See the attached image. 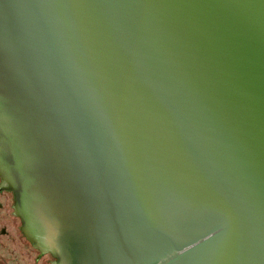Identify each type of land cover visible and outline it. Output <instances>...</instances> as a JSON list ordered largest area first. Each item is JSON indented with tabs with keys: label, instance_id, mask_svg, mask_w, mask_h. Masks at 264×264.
Here are the masks:
<instances>
[{
	"label": "water",
	"instance_id": "1",
	"mask_svg": "<svg viewBox=\"0 0 264 264\" xmlns=\"http://www.w3.org/2000/svg\"><path fill=\"white\" fill-rule=\"evenodd\" d=\"M0 195L38 264H264V0H0Z\"/></svg>",
	"mask_w": 264,
	"mask_h": 264
},
{
	"label": "rangeland",
	"instance_id": "2",
	"mask_svg": "<svg viewBox=\"0 0 264 264\" xmlns=\"http://www.w3.org/2000/svg\"><path fill=\"white\" fill-rule=\"evenodd\" d=\"M0 264H38L1 195Z\"/></svg>",
	"mask_w": 264,
	"mask_h": 264
},
{
	"label": "flooded vegetation",
	"instance_id": "3",
	"mask_svg": "<svg viewBox=\"0 0 264 264\" xmlns=\"http://www.w3.org/2000/svg\"><path fill=\"white\" fill-rule=\"evenodd\" d=\"M3 232H5V229H2Z\"/></svg>",
	"mask_w": 264,
	"mask_h": 264
}]
</instances>
